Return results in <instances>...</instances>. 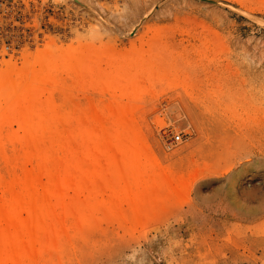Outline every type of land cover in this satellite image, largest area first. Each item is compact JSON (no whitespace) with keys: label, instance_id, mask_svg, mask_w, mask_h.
Returning a JSON list of instances; mask_svg holds the SVG:
<instances>
[{"label":"rangeland","instance_id":"rangeland-1","mask_svg":"<svg viewBox=\"0 0 264 264\" xmlns=\"http://www.w3.org/2000/svg\"><path fill=\"white\" fill-rule=\"evenodd\" d=\"M0 26V264H264V0H2Z\"/></svg>","mask_w":264,"mask_h":264},{"label":"built area","instance_id":"built-area-1","mask_svg":"<svg viewBox=\"0 0 264 264\" xmlns=\"http://www.w3.org/2000/svg\"><path fill=\"white\" fill-rule=\"evenodd\" d=\"M0 4H2V0H0ZM14 24H15V20L10 22V23H6V30H4V33L5 34H10L13 30H14ZM4 27H1L0 26V35L2 34V30H3ZM176 138L179 139L180 138V135L177 134L176 135Z\"/></svg>","mask_w":264,"mask_h":264}]
</instances>
